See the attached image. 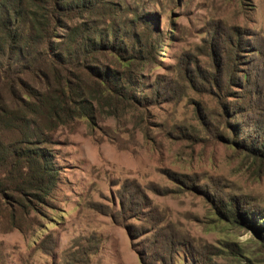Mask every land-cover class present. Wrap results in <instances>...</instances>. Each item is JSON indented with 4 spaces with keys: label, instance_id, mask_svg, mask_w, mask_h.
<instances>
[{
    "label": "rangeland",
    "instance_id": "rangeland-1",
    "mask_svg": "<svg viewBox=\"0 0 264 264\" xmlns=\"http://www.w3.org/2000/svg\"><path fill=\"white\" fill-rule=\"evenodd\" d=\"M107 1L143 18L139 103L100 101L94 121L54 134L59 178L47 204L13 221L0 200V264H153L174 252L187 264L183 251L208 264H264L254 233L222 219L212 200L245 196L264 207V162L238 146L264 120V0ZM225 40L240 42L235 55ZM213 52L226 63L219 71ZM125 189L142 211L126 222L134 238L111 216Z\"/></svg>",
    "mask_w": 264,
    "mask_h": 264
},
{
    "label": "trees",
    "instance_id": "trees-1",
    "mask_svg": "<svg viewBox=\"0 0 264 264\" xmlns=\"http://www.w3.org/2000/svg\"><path fill=\"white\" fill-rule=\"evenodd\" d=\"M113 4L107 0H0V200L11 210L13 221L17 211H35L51 197L59 178L51 147L60 128L81 119L94 121L100 101L112 109L123 104L135 108L139 103L136 71L148 59L141 40L136 39L144 35L143 18L120 4L117 13ZM235 43L224 42L232 55L237 52ZM236 44L240 47L239 41ZM108 56L112 64H103ZM211 57L217 71L226 64L214 52ZM212 80L215 83L216 78ZM234 122L235 132L242 135ZM245 135L238 146L250 158L264 162V120ZM212 200L222 219L254 233L264 253V207L245 196L219 198L216 194ZM139 205L137 195L123 190L120 210L111 215L114 222L125 225L140 220ZM126 230L136 237L133 224H126ZM98 240L87 241L95 249ZM178 254L152 263L177 264ZM182 254L187 264L194 260L208 264L203 256ZM141 262L148 264L145 258Z\"/></svg>",
    "mask_w": 264,
    "mask_h": 264
}]
</instances>
